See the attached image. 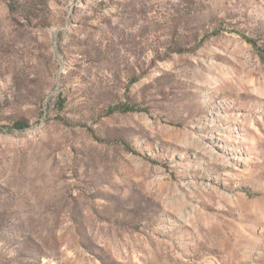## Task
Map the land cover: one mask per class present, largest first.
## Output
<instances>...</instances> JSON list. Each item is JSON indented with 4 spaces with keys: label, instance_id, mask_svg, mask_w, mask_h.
Segmentation results:
<instances>
[{
    "label": "rangeland",
    "instance_id": "obj_1",
    "mask_svg": "<svg viewBox=\"0 0 264 264\" xmlns=\"http://www.w3.org/2000/svg\"><path fill=\"white\" fill-rule=\"evenodd\" d=\"M0 264H264V0H0Z\"/></svg>",
    "mask_w": 264,
    "mask_h": 264
},
{
    "label": "trees",
    "instance_id": "obj_2",
    "mask_svg": "<svg viewBox=\"0 0 264 264\" xmlns=\"http://www.w3.org/2000/svg\"><path fill=\"white\" fill-rule=\"evenodd\" d=\"M134 108L127 106L125 104H116L113 107L108 109V112H112V111H120V112H126V111H133ZM23 126V122L22 121H17L14 125L13 128H17L20 129Z\"/></svg>",
    "mask_w": 264,
    "mask_h": 264
}]
</instances>
